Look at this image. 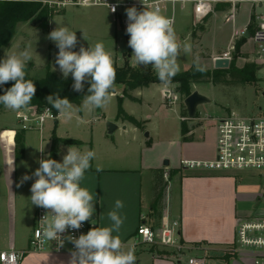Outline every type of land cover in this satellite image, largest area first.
Listing matches in <instances>:
<instances>
[{
    "label": "crops",
    "instance_id": "crops-1",
    "mask_svg": "<svg viewBox=\"0 0 264 264\" xmlns=\"http://www.w3.org/2000/svg\"><path fill=\"white\" fill-rule=\"evenodd\" d=\"M191 16L193 17L192 10ZM114 35L115 33L109 32L106 37L111 38ZM176 35L179 38L180 33L177 32ZM116 57L118 60V55ZM129 62L133 65L131 59ZM260 69L261 67H258V70ZM124 87V85H117L111 92V100L116 99L119 104V98H123L124 110L141 121L143 127L119 118L117 106V109L110 115L101 110L96 115L94 114L95 116H91L90 130L75 132L70 126V119L84 122L86 118L80 117L78 105L72 103L74 107L70 119L57 115L56 120H47L43 130L39 131L40 145H47V150L46 152L44 150L41 159L49 156L54 134L61 139L56 159L58 162L63 160L70 146H75L81 151L95 152V158L90 162L91 168L85 172L81 180L82 188L87 189L94 197L96 196L93 215L97 218L99 228L111 226L112 222L108 213L115 209L116 200L123 202L124 206L118 212L124 223L119 233L114 232L113 235L121 239L126 249H134L136 264H189V258L204 255L207 257V264H252L251 260L237 252H231L230 249L235 246L238 220L247 217L250 209L256 210V205L260 200V191L240 189V179L233 172L182 169L180 167L182 159L213 158L216 155L217 138L216 141H208L201 134L197 136L196 132L200 127L196 125L195 120L191 119L188 122V133L183 135L182 121L185 117L182 114L183 110L180 116V136L162 138L158 127L155 131L149 127L148 122L151 116L140 114L134 109L139 104L147 103L158 114L159 109L171 106L166 101V90L161 87L160 83H153L148 87H139L131 91V94L136 97V99H131L124 96ZM150 88L160 91L159 99L154 102L146 101L141 93ZM3 111L13 112L6 108L1 112ZM187 115L189 116L188 112ZM108 119L118 125L114 134L106 129L105 121ZM6 128L9 134H13L10 139V145L13 143V151H10L15 157V135L20 130L19 125ZM148 128L150 132L145 133ZM28 145L34 144L30 141L28 132L25 131L24 157L27 155ZM167 158L170 161L169 165L164 164ZM97 166L102 171L97 172ZM173 169L180 172L170 178L168 191L165 186L163 196L157 202L156 173L157 171L166 173ZM179 176V187L177 188L175 182ZM166 181L164 178V182ZM171 220L180 221L181 240L190 247L186 254L188 258L184 255L178 259L171 249L159 245H142L138 249L133 248L132 239L140 224L146 223L153 227H161ZM27 245L28 241L25 246H18L12 230L8 235L7 245L0 244V249L13 246L17 250H24ZM161 251L165 252L161 253ZM70 256L69 253H28L23 256L21 264H68Z\"/></svg>",
    "mask_w": 264,
    "mask_h": 264
},
{
    "label": "rangeland",
    "instance_id": "rangeland-1",
    "mask_svg": "<svg viewBox=\"0 0 264 264\" xmlns=\"http://www.w3.org/2000/svg\"><path fill=\"white\" fill-rule=\"evenodd\" d=\"M111 1L127 2L134 0ZM227 7H225V10H215L206 20L199 23H196L191 16L190 5H187L184 9L176 7L177 14L174 29L176 33H180L179 38H177L178 42H187L192 45V53L189 55L181 53L178 59L180 72L194 67L193 59L197 56L200 58V63L206 67V70H214L215 59L217 57H224L227 53L238 67H243L245 63L252 61L257 64V79L253 83L218 84L211 78H206L204 82L192 83V92L199 91L210 99L209 102L198 106L196 118L194 119L196 125L200 127L196 132L197 136L201 134L208 141H216V121L219 117L225 116L232 111L248 116L258 112L260 108L264 109V56L257 51V47L255 48V44L249 39L243 42L240 49L237 50L236 42L238 39L234 38L238 29L249 22L251 12L253 9L255 10V7H252L248 2L242 3L237 8L236 19L232 21L226 20L229 10ZM51 8L53 10L64 9L60 4H53ZM128 8L130 7H120L119 12L112 14L104 5H69L63 12L56 13L53 16L49 30L39 28V24L34 20L21 22L18 24L17 32L10 44L2 49L0 61L5 58V51H21L31 45L32 59L27 64L30 67L29 74L37 78H43L48 70L51 69L58 75H62L59 66L55 64L59 49L55 42L48 39V35L58 26H66L70 30L76 31L77 45L73 51L78 52L81 46L88 48L90 45L94 46L96 43H102L105 50L112 55L113 67L123 65L124 62L131 59L133 54L132 49L128 45L130 36L126 33L127 26L122 23L121 19L127 18L126 9ZM144 9L140 7L138 11H143ZM258 11L264 14V5ZM161 15L167 18L171 15L168 5L165 6ZM109 32L115 33V35L111 38L106 37ZM52 46L53 48H51ZM117 55L119 57L118 60H116ZM182 59L184 60L182 61ZM258 67H261V69L258 70ZM138 69L144 74L154 73L151 65L147 67L141 65ZM171 91L179 94L178 101L168 106V108H165V106L159 109L158 114L147 103H138L139 106H135L134 109L140 114L143 113L146 116H151L148 125L154 131L158 127L162 138H176L180 136L181 110L185 111L186 108L184 102L185 96L179 93V84L173 83ZM141 93L146 101L151 102L158 100L160 95V91L156 88H150ZM117 106L118 103L114 99L101 110L110 115L117 109ZM77 108L80 112V117L84 116L86 119L84 122L70 119V126L75 132H79V130H85L86 132L92 126L90 117L95 116L98 113V109L88 112L87 110H81L78 106ZM185 121L188 124L190 119L187 118ZM109 122L113 121L109 119L105 121L107 131ZM17 125L14 111L0 112V244L3 246L7 245L8 235L12 230L15 233V240L18 246H25L31 235L37 206L30 203L32 195L30 188L36 177L33 176L32 179L25 181L23 184H20V181L25 174L31 176L39 167L38 161L42 157V153L39 150L44 147L45 152L47 150V145H40V130H27L30 141L34 145H28L27 155L16 160L13 152L10 151V139L13 137V134H9L6 127L12 128ZM148 132H150L149 128L145 133ZM13 161L14 170L12 171ZM233 173L240 179V189L248 188L256 192L260 191V194L263 193L264 179L258 173L247 171ZM164 178L167 180L165 188L168 191V186L170 185L168 180L170 177L169 175H164ZM179 180L180 176L176 178V182L174 181L177 188L179 187ZM18 184H20L19 187H17ZM259 199L256 205L257 208L255 207L256 210L250 209L248 212L250 215L248 214L247 216H254L261 212L264 203L262 197H259ZM253 210H255L254 215L252 214Z\"/></svg>",
    "mask_w": 264,
    "mask_h": 264
},
{
    "label": "clouds",
    "instance_id": "clouds-1",
    "mask_svg": "<svg viewBox=\"0 0 264 264\" xmlns=\"http://www.w3.org/2000/svg\"><path fill=\"white\" fill-rule=\"evenodd\" d=\"M115 10V7L111 8V11ZM126 15V33L130 36L128 45L133 52V64L138 67L151 65L161 87L170 91L173 78L180 72L178 59L181 53L191 54L192 45L178 42L172 19L161 15L159 9L137 11L133 6L126 9ZM48 39L55 42L59 49L55 64L65 79L71 74L74 91H84L86 81L90 85L82 100L81 110L92 112L106 107L112 99L111 92L115 85L111 53L105 50L102 43L88 48L81 46L78 52L73 51L77 45L76 31L66 26H58L51 31ZM30 48L31 45L21 51H5V58L0 61V85L14 82L0 95V105L14 112L31 110L36 92L35 84L26 79V67L32 59ZM193 64L197 72L206 71L198 56L194 57ZM46 99L58 115L71 118L74 106L68 98L53 94ZM45 111L51 109L46 108ZM44 148L39 151L43 153ZM95 155L92 150L81 151L70 146L62 162L51 158L40 159L39 167L31 176L25 174L20 184L36 177L30 188V203L46 210L39 222L40 233L43 241H55L57 250L64 246L65 240L74 245L75 250L71 252L68 264H136L134 249H126L121 239L113 235L114 232L119 233L124 223L118 212L124 206L121 200H116L115 209L108 213L112 222L110 227H93L78 238L72 235L62 238L61 234L68 229L78 230L82 223L89 220L94 224L92 217L96 196L82 188L80 182L91 168L90 162ZM96 171L102 169L97 166Z\"/></svg>",
    "mask_w": 264,
    "mask_h": 264
},
{
    "label": "built area",
    "instance_id": "built-area-1",
    "mask_svg": "<svg viewBox=\"0 0 264 264\" xmlns=\"http://www.w3.org/2000/svg\"><path fill=\"white\" fill-rule=\"evenodd\" d=\"M51 7L53 4H60L62 8L69 5H105L110 11L115 7L119 12L120 7H135L138 11L140 7L147 10L159 9L163 13L165 6H169L171 15L168 17L173 21L175 26V17L177 14L176 7L184 9L190 5L192 15L196 23L207 19L211 13L218 9V5L223 4L229 9L226 15L227 21L236 19L237 8L242 3L248 2L253 9L249 22L242 28L238 29L235 37L240 39L250 34L249 39L253 40L257 51L264 56V14L258 9L264 5V0H134L127 2H114L111 0H45ZM223 8L224 10L226 8ZM222 10V9H221ZM122 23L127 26L128 19L121 18ZM254 22V31H249ZM229 57V54H225ZM166 101L169 105L175 104L179 99V94L174 91L166 90ZM51 109L46 112L45 109ZM20 130L38 129L43 130L47 120H56L57 114L53 109L46 105L41 109L31 107V110H21L15 113ZM188 117H184L186 120ZM190 119V118H189ZM217 143L216 155L213 158L206 159H182L180 167L184 170L191 171H223V172H256L264 179V109L254 114L245 116L232 111L225 116L219 117L216 121ZM169 172L165 173L168 176ZM170 180V179H169ZM168 180V181H169ZM80 186L82 184L80 182ZM264 203V191L260 194ZM46 214V210L41 207L36 208L34 226L28 239V245L24 250H17L13 246L7 249H0V264H21L24 255L28 253L54 252L58 254L69 253L74 249V245L65 240L64 246L57 250L55 241H43L40 233V220ZM254 215V214H253ZM91 220L82 223L78 230L68 229L61 234L62 238L72 235L79 237L86 234L91 228L98 227V221L95 215ZM43 241V242H42ZM142 245H159L174 252L176 258L181 259L187 254L190 247L186 246L181 240V224L178 220H171L164 223L161 227H153L142 223L138 226L136 234L132 239L133 248H140ZM234 247L231 252H237L244 258L251 260L252 264H264V206L260 213L254 216L242 217L238 220L236 227V238ZM189 264H207V257L197 256L188 260Z\"/></svg>",
    "mask_w": 264,
    "mask_h": 264
},
{
    "label": "trees",
    "instance_id": "trees-1",
    "mask_svg": "<svg viewBox=\"0 0 264 264\" xmlns=\"http://www.w3.org/2000/svg\"><path fill=\"white\" fill-rule=\"evenodd\" d=\"M218 9H223L224 5L220 4L217 6ZM65 9V8H64ZM62 10H53L51 6L45 2V0H0V55L2 49L7 47L12 41L13 37L17 32L18 24L21 22H28L34 20L39 24V28L44 30L50 29V22L56 13L63 12ZM249 31H254V22ZM247 40L244 36L236 42L237 50L240 49L243 42ZM53 48V46L51 47ZM32 64V63H30ZM33 65V64H32ZM28 65L26 67V79L31 80L36 86V92L32 99V107L41 109L46 105H49L53 111L58 115L57 110L48 103L46 97L49 95L58 94L61 98H68L71 103L81 106V102L85 95H87V89L90 86L88 82H85L84 91H74L73 84L74 80L69 74L68 78L65 79L63 75H58L53 70L49 69L45 77L37 78L29 74ZM257 64L255 62L245 63L243 67H238L235 61L232 59L229 68L225 69H214L206 70L205 72H197L195 67L191 69L179 72L174 78L173 83L179 84V93L185 97L192 93L191 85L195 82H204L206 78H211L215 83L223 84H238V83H253L256 81ZM14 82H8L4 85H0V95L5 93V90L10 88ZM153 83H160L155 75L144 74L138 67L132 65L129 61H126L123 66L115 67V85H124L123 94L131 99H136L131 94L136 88L148 87ZM113 92V90H112ZM123 98H119L118 104V117L124 120H129L138 127H143V123L136 119L134 116L128 114L122 105ZM4 106L0 105V112L4 110ZM81 108V107H80ZM101 112V109H98ZM187 108L183 111V115L187 116ZM188 124L185 120L182 121V134L188 133ZM61 141L55 134L53 136L52 148L47 158L56 160L58 153V144ZM11 150L13 151V143L11 144ZM15 159L19 160L24 157L25 153V130H18L15 135ZM180 172L179 170L173 169L169 172V177ZM164 171H157L156 173V201L159 202L163 196V190L165 187L164 182ZM165 251H161L164 253Z\"/></svg>",
    "mask_w": 264,
    "mask_h": 264
},
{
    "label": "water",
    "instance_id": "water-1",
    "mask_svg": "<svg viewBox=\"0 0 264 264\" xmlns=\"http://www.w3.org/2000/svg\"><path fill=\"white\" fill-rule=\"evenodd\" d=\"M250 34L247 33L246 37H249ZM231 63V58L230 57H217L214 61V67L216 69H225L229 68ZM210 99L205 96L204 94L200 93L199 91H194L192 92L189 96L185 97V105L189 114V118L191 120H194L196 118V113L198 110V106L200 104L209 102ZM118 128V125L115 124L114 122H109L108 123V132L113 133L116 129ZM170 161L169 159H166L164 161L165 165H169Z\"/></svg>",
    "mask_w": 264,
    "mask_h": 264
}]
</instances>
